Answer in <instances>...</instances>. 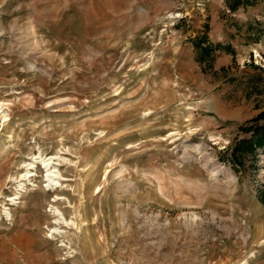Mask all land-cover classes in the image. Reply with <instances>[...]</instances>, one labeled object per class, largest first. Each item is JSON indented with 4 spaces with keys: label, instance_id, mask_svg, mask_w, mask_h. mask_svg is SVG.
Wrapping results in <instances>:
<instances>
[{
    "label": "rangeland",
    "instance_id": "1",
    "mask_svg": "<svg viewBox=\"0 0 264 264\" xmlns=\"http://www.w3.org/2000/svg\"><path fill=\"white\" fill-rule=\"evenodd\" d=\"M263 110L264 0H0V264H264Z\"/></svg>",
    "mask_w": 264,
    "mask_h": 264
},
{
    "label": "trees",
    "instance_id": "2",
    "mask_svg": "<svg viewBox=\"0 0 264 264\" xmlns=\"http://www.w3.org/2000/svg\"><path fill=\"white\" fill-rule=\"evenodd\" d=\"M242 133H250L248 139L237 141L231 152L232 161L240 163V155L248 152L253 157L256 150L264 149V110L258 113L250 121L245 122L241 127Z\"/></svg>",
    "mask_w": 264,
    "mask_h": 264
},
{
    "label": "bare ground",
    "instance_id": "3",
    "mask_svg": "<svg viewBox=\"0 0 264 264\" xmlns=\"http://www.w3.org/2000/svg\"><path fill=\"white\" fill-rule=\"evenodd\" d=\"M52 160H54V158H50L48 160H43L42 163L44 165V167L47 169L48 171V175H47V181H48V184H51V185H57L58 184V173L55 172V171H51V167L50 165L52 164ZM28 168H33V164H29L27 165ZM30 174V172H29ZM29 177L28 175L25 176V179ZM55 183V184H54ZM51 187V186H50ZM68 223V222H67Z\"/></svg>",
    "mask_w": 264,
    "mask_h": 264
}]
</instances>
